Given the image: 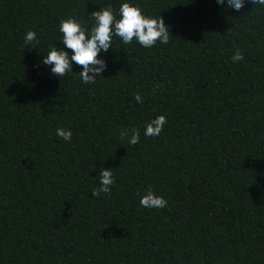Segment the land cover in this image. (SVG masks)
Masks as SVG:
<instances>
[{
	"label": "trees",
	"instance_id": "16d2710c",
	"mask_svg": "<svg viewBox=\"0 0 264 264\" xmlns=\"http://www.w3.org/2000/svg\"><path fill=\"white\" fill-rule=\"evenodd\" d=\"M120 2L0 0V264H264V8L135 0L167 44L113 37L94 84L40 64L62 19ZM103 167L115 183L93 195ZM148 188L166 207L140 205Z\"/></svg>",
	"mask_w": 264,
	"mask_h": 264
},
{
	"label": "clouds",
	"instance_id": "9594fccd",
	"mask_svg": "<svg viewBox=\"0 0 264 264\" xmlns=\"http://www.w3.org/2000/svg\"><path fill=\"white\" fill-rule=\"evenodd\" d=\"M260 8H264V0H251ZM218 5L226 9L240 10L246 0H216ZM94 23L88 28L77 17L69 16L59 23V32L63 34V47L50 46L46 55H42L40 64L54 76L60 78L67 73L76 72L73 65L82 66L78 72L83 84H94L96 77L102 75L107 68V61L102 53L112 48L113 37H118L123 44H130L135 39L139 45L150 48L159 41L161 44L169 42L170 30L162 16L153 17L145 13L135 0H121L119 8L104 7L94 10L89 15ZM117 16L119 18H117ZM26 45L38 44L37 33L29 30L25 33ZM68 50H71L70 52ZM243 55L239 49L232 56V60L240 61ZM137 103H142L140 93L135 94ZM166 117L161 114L151 119L144 127V136H157L166 123ZM56 135L65 141L72 138L71 129L57 128ZM121 138H127L129 144H136L140 133L136 129H123ZM115 183L112 168L103 167L99 172V184L93 189V195H101L111 191L110 186ZM139 203L146 208H164L167 200L148 188L140 197Z\"/></svg>",
	"mask_w": 264,
	"mask_h": 264
}]
</instances>
